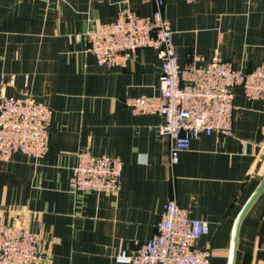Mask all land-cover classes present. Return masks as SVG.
<instances>
[{"label": "crops", "instance_id": "1", "mask_svg": "<svg viewBox=\"0 0 264 264\" xmlns=\"http://www.w3.org/2000/svg\"><path fill=\"white\" fill-rule=\"evenodd\" d=\"M126 6L156 9L144 0H0V94L28 92L53 110L43 156L0 160V223L38 234L47 264H121L115 254L149 240L174 199L210 224L198 243L212 249V264H229L236 218L264 179V99L237 87L234 133H203L172 164L163 116L126 104L159 94V51L102 66L76 37ZM163 14L181 65L215 52L243 70L264 65V0H165ZM81 150L123 161L116 192L72 191ZM235 264H264V190L241 223Z\"/></svg>", "mask_w": 264, "mask_h": 264}, {"label": "built area", "instance_id": "2", "mask_svg": "<svg viewBox=\"0 0 264 264\" xmlns=\"http://www.w3.org/2000/svg\"><path fill=\"white\" fill-rule=\"evenodd\" d=\"M154 2L151 15L123 7L113 21L76 34L86 38L89 51L100 65L126 66L143 48L159 51L161 86L157 95L130 96L126 104L136 114L158 113L164 118L163 136L170 138V162L201 134L232 135L236 105L235 89L249 99H264V65L243 70L215 52L206 64L181 65L174 32L163 14L165 0ZM189 2L197 0H187ZM53 110L24 92L20 97L0 94V160L21 153L35 158L48 150ZM123 161L89 150L78 153L71 176L72 191L116 192ZM210 232L206 220L193 218L176 200L165 204L153 236L135 249L121 248L114 259L121 264H212V249L199 245ZM49 254L40 236L18 223H0V264H47Z\"/></svg>", "mask_w": 264, "mask_h": 264}, {"label": "water", "instance_id": "3", "mask_svg": "<svg viewBox=\"0 0 264 264\" xmlns=\"http://www.w3.org/2000/svg\"><path fill=\"white\" fill-rule=\"evenodd\" d=\"M264 190V179L262 182L259 184V186L256 188L254 193L251 195V197L248 199V201L245 203L241 211L239 212L235 224H234V230H233V235H232V244H231V251H230V260L229 264H235V257H236V250H237V242H238V235H239V230L241 223L249 211V209L252 207L256 199L259 197V195L262 193Z\"/></svg>", "mask_w": 264, "mask_h": 264}]
</instances>
